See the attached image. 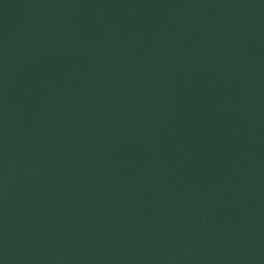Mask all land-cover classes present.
Here are the masks:
<instances>
[{
    "label": "water",
    "instance_id": "water-1",
    "mask_svg": "<svg viewBox=\"0 0 264 264\" xmlns=\"http://www.w3.org/2000/svg\"><path fill=\"white\" fill-rule=\"evenodd\" d=\"M0 264H264V0H0Z\"/></svg>",
    "mask_w": 264,
    "mask_h": 264
}]
</instances>
